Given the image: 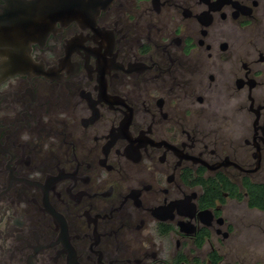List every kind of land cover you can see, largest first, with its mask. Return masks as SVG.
<instances>
[{
  "label": "flooded vegetation",
  "instance_id": "obj_1",
  "mask_svg": "<svg viewBox=\"0 0 264 264\" xmlns=\"http://www.w3.org/2000/svg\"><path fill=\"white\" fill-rule=\"evenodd\" d=\"M249 183L264 0H0V264H248Z\"/></svg>",
  "mask_w": 264,
  "mask_h": 264
},
{
  "label": "rangeland",
  "instance_id": "obj_2",
  "mask_svg": "<svg viewBox=\"0 0 264 264\" xmlns=\"http://www.w3.org/2000/svg\"><path fill=\"white\" fill-rule=\"evenodd\" d=\"M244 216L232 238L248 254V264H264V211L247 210Z\"/></svg>",
  "mask_w": 264,
  "mask_h": 264
},
{
  "label": "trees",
  "instance_id": "obj_3",
  "mask_svg": "<svg viewBox=\"0 0 264 264\" xmlns=\"http://www.w3.org/2000/svg\"><path fill=\"white\" fill-rule=\"evenodd\" d=\"M249 191L251 193L250 204L256 205L264 209V183L252 184L249 183Z\"/></svg>",
  "mask_w": 264,
  "mask_h": 264
}]
</instances>
